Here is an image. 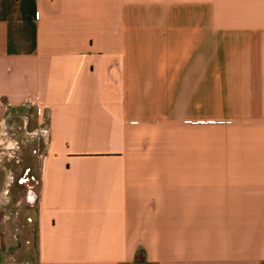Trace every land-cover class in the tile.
<instances>
[{
  "label": "crops",
  "instance_id": "0c3cea01",
  "mask_svg": "<svg viewBox=\"0 0 264 264\" xmlns=\"http://www.w3.org/2000/svg\"><path fill=\"white\" fill-rule=\"evenodd\" d=\"M24 107L30 264H264V0H0V138Z\"/></svg>",
  "mask_w": 264,
  "mask_h": 264
},
{
  "label": "rangeland",
  "instance_id": "374dc122",
  "mask_svg": "<svg viewBox=\"0 0 264 264\" xmlns=\"http://www.w3.org/2000/svg\"><path fill=\"white\" fill-rule=\"evenodd\" d=\"M37 111H14L0 138V212L3 264H30L35 256L34 213L36 202L26 201L28 191L39 189L38 168L45 137L37 131ZM15 144H13V143ZM13 146H9V144ZM24 181H19L20 179Z\"/></svg>",
  "mask_w": 264,
  "mask_h": 264
},
{
  "label": "water",
  "instance_id": "95a60500",
  "mask_svg": "<svg viewBox=\"0 0 264 264\" xmlns=\"http://www.w3.org/2000/svg\"><path fill=\"white\" fill-rule=\"evenodd\" d=\"M26 201L29 204H34L36 202V196H32L31 191L29 190L28 193L26 194Z\"/></svg>",
  "mask_w": 264,
  "mask_h": 264
},
{
  "label": "flooded vegetation",
  "instance_id": "af4514ba",
  "mask_svg": "<svg viewBox=\"0 0 264 264\" xmlns=\"http://www.w3.org/2000/svg\"><path fill=\"white\" fill-rule=\"evenodd\" d=\"M32 192H33V191H32ZM34 194H35V193L33 192V193H32V196H33V197L35 196Z\"/></svg>",
  "mask_w": 264,
  "mask_h": 264
},
{
  "label": "built area",
  "instance_id": "2783aa9c",
  "mask_svg": "<svg viewBox=\"0 0 264 264\" xmlns=\"http://www.w3.org/2000/svg\"><path fill=\"white\" fill-rule=\"evenodd\" d=\"M31 193H33V192L31 191Z\"/></svg>",
  "mask_w": 264,
  "mask_h": 264
}]
</instances>
